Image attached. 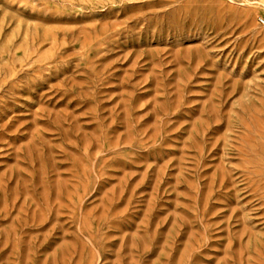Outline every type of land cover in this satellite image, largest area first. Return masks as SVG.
<instances>
[{"label":"rangeland","instance_id":"rangeland-1","mask_svg":"<svg viewBox=\"0 0 264 264\" xmlns=\"http://www.w3.org/2000/svg\"><path fill=\"white\" fill-rule=\"evenodd\" d=\"M0 264H264V0H0Z\"/></svg>","mask_w":264,"mask_h":264}]
</instances>
